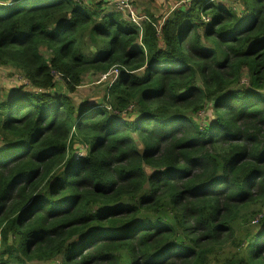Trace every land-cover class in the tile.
<instances>
[{
    "label": "trees",
    "instance_id": "1",
    "mask_svg": "<svg viewBox=\"0 0 264 264\" xmlns=\"http://www.w3.org/2000/svg\"><path fill=\"white\" fill-rule=\"evenodd\" d=\"M243 2L158 29L115 0L0 1V65L34 87L0 98V264H264V0ZM113 67L104 102L52 91Z\"/></svg>",
    "mask_w": 264,
    "mask_h": 264
},
{
    "label": "rangeland",
    "instance_id": "2",
    "mask_svg": "<svg viewBox=\"0 0 264 264\" xmlns=\"http://www.w3.org/2000/svg\"><path fill=\"white\" fill-rule=\"evenodd\" d=\"M1 1V0H0ZM3 1V0H2ZM97 2L99 0H90ZM218 4L234 8L235 10H240L243 12V0H215ZM130 5L128 7L119 8L117 4V9L122 10L127 19H132V15L138 16V21L142 23V21L147 17V14L152 13L157 18V28L160 29L162 23L165 18L171 13L174 8L177 7H186L190 4L191 0H130ZM2 3H0V6ZM112 8V5H109ZM236 10V11H237ZM129 17V18H128ZM207 17H204V20ZM132 21V20H131ZM84 39V48L86 51H90L89 45L94 46V49L101 47L102 43L91 40L90 35L85 33L83 36ZM42 52L46 55V57L51 56V52L47 49L45 45L41 47ZM94 50V51H95ZM119 71L116 68H111L108 72H98V71H90L84 74L83 81L81 85H78L76 89L72 92H68L66 89V85L62 79L59 77L56 78V86L53 88V92L55 94H62L68 96L73 100L74 104H80L83 100L85 102L84 106H89L91 103L97 104L104 102L108 99L107 86L109 82H113L115 80L116 75ZM20 84L24 85L28 90H32L34 87L31 85L28 78H25L23 72L17 68L8 66V65H0V85L2 88V93L0 95L1 99H4L6 96L10 95L11 89L8 84ZM39 91V90H37ZM137 114H135L136 116ZM201 118H203V112L201 113ZM258 221V220H257ZM254 229L259 227L258 222L253 223ZM60 261H51V262H34L33 264H59Z\"/></svg>",
    "mask_w": 264,
    "mask_h": 264
},
{
    "label": "built area",
    "instance_id": "3",
    "mask_svg": "<svg viewBox=\"0 0 264 264\" xmlns=\"http://www.w3.org/2000/svg\"><path fill=\"white\" fill-rule=\"evenodd\" d=\"M116 4L118 5L119 8H124L128 7L130 5V0H115ZM132 21L135 22L138 25H141V23L138 21V16L132 15ZM117 70V69H116Z\"/></svg>",
    "mask_w": 264,
    "mask_h": 264
}]
</instances>
